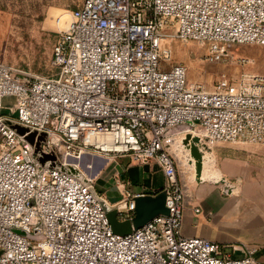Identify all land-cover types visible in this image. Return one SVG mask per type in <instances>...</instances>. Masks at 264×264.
<instances>
[{"label":"built area","instance_id":"2783aa9c","mask_svg":"<svg viewBox=\"0 0 264 264\" xmlns=\"http://www.w3.org/2000/svg\"><path fill=\"white\" fill-rule=\"evenodd\" d=\"M70 16L53 46L55 74L0 62V264H263L254 250L226 253L180 233L182 192L164 139L194 131L264 144V73L235 83L222 74L206 90L184 64H164L166 39L205 43L210 61L226 60L232 44L264 46V0H82ZM6 120L43 132L42 151L64 164L78 167L83 154L154 162L168 214L113 232L92 179L40 165ZM134 196L116 202L119 220L134 215Z\"/></svg>","mask_w":264,"mask_h":264},{"label":"rangeland","instance_id":"374dc122","mask_svg":"<svg viewBox=\"0 0 264 264\" xmlns=\"http://www.w3.org/2000/svg\"><path fill=\"white\" fill-rule=\"evenodd\" d=\"M82 0H0V62L17 68L29 77L48 76L57 72L52 65L53 46L71 20L70 11L81 4ZM60 19V21L58 20ZM172 50L171 59L166 68L173 63H182L187 68L188 82L201 84L206 90H212L222 74L235 83L243 81L248 74L264 73V46L254 43H240L229 46L226 60L210 61L207 59V44L195 40H165ZM210 148L207 170L219 168L220 162L241 161L243 168L248 167V156L254 145L251 143L213 141L205 139ZM82 164L92 176L98 195H103L99 188L102 181L112 178L111 168L115 160L103 155H83ZM80 169V168H79ZM228 174L231 171L227 168ZM84 170L82 176L86 177ZM99 172V173H98ZM113 179V178H112ZM178 179L196 184L193 170L178 166ZM213 178L207 177L202 186L213 187ZM218 185V184H217ZM104 196V195H103ZM209 221L212 218L209 217ZM224 252H231L224 248Z\"/></svg>","mask_w":264,"mask_h":264},{"label":"crops","instance_id":"0c3cea01","mask_svg":"<svg viewBox=\"0 0 264 264\" xmlns=\"http://www.w3.org/2000/svg\"><path fill=\"white\" fill-rule=\"evenodd\" d=\"M251 144H256L251 149L255 153L249 154L247 168H243L241 161L229 163L223 160L218 165L227 178L228 195L222 194L224 185L220 182L214 183L213 187L202 186L195 193L197 203L203 204L200 195L208 199L203 206L213 209L212 227L200 214L197 219L202 221L194 226V214H186L183 231L214 239L235 255H242L247 248L254 250L264 260V144ZM112 159L116 163L110 169L113 179L98 180V186L110 204L115 205L128 193L154 194L163 187V173L154 162L139 164L130 161L128 156ZM227 168L232 174L227 173ZM214 172L218 175L216 170Z\"/></svg>","mask_w":264,"mask_h":264},{"label":"water","instance_id":"95a60500","mask_svg":"<svg viewBox=\"0 0 264 264\" xmlns=\"http://www.w3.org/2000/svg\"><path fill=\"white\" fill-rule=\"evenodd\" d=\"M6 123L11 128H13L19 135H21L28 143L32 145L34 149V153L36 154V159L40 163V165L63 171L81 180L85 184L89 183V179L87 177L82 176L79 167L75 166L74 164H64L60 162L53 148H50L49 152L42 151L41 144L46 142V135L43 132H39L37 130H31L28 127L18 122L12 121V120H6ZM189 140H192L193 142L202 140L203 142L202 146H205L208 150L210 149L206 145L205 139L194 131L180 133V134L164 139V145L168 153L174 160L176 171H177V176H178V166H181L182 168H184V170L186 169L185 167H183L181 158L177 154V151H179V148H181L180 141H184L185 144H188ZM189 150H190L191 155L196 159V162H195L194 170L190 167L189 164H187L186 167L192 169L193 174L195 173L196 179L194 178V175H193V179L195 180L196 184L193 185L190 182H185L184 180L178 179L180 187H181V192H182V218H181V225H180V233L184 236H199V237H205L210 240L216 241L214 239H211L201 234H186L183 231V224L185 221L186 214H194L195 219L192 220V224H194V226L201 223L200 221H202V219H200V221L197 219L198 218L197 216L200 214L203 216L204 220L209 222V225L211 227L213 224L212 221H213V215H214L212 208H209V207L206 208L205 206H203V204H206L208 202V199L203 198L200 195L199 200L203 204L196 202L197 198H195V193H197L198 190L200 189V187L197 188V183L204 182L205 179H207V177L203 180H199V177L201 173L203 172L202 155L198 151L195 145L190 146ZM183 153H184V156H188L185 150H183ZM189 159L190 158H187L188 162L191 161ZM215 170L219 178H215L216 174L214 171L209 172L207 170L209 174V178L215 179L213 180V184L219 183V182L223 184L224 186L222 188V194L228 195L230 192H229L227 178L220 172L219 168H215ZM90 190L93 196L100 202L106 216L108 217V220H109V223L111 225L113 232L117 234L124 235V234L130 233L132 229H136L144 225L146 222H148L152 218L158 215L168 214V208L165 205V191L164 190H160L155 194L135 195L133 197L134 204H135L134 215L132 216L131 219H124V220L118 219L116 204L112 205L108 202V200L104 196L98 195L94 187H90ZM195 208H198L199 211L196 212ZM209 217L212 218V221H209ZM253 255L255 258H257L259 261L263 262L264 264V260L260 258L255 252H253Z\"/></svg>","mask_w":264,"mask_h":264},{"label":"bare ground","instance_id":"6f19581e","mask_svg":"<svg viewBox=\"0 0 264 264\" xmlns=\"http://www.w3.org/2000/svg\"><path fill=\"white\" fill-rule=\"evenodd\" d=\"M58 20L60 21V19H58ZM202 144H203L202 140L201 141H197V142H193L192 140H189V143L188 144H185L184 141H180V147L181 148H179V151H177V154L181 158V162H182L183 167L186 168L187 164H189L190 167L194 170V166H195L196 159L191 155L189 149H190V146H193V145H195L197 147L198 151L202 155V165H203V168H202L203 169V172L201 173V175L199 177V180H203L206 177H209V174L206 171V166H207L206 163H207V159L209 158L208 155H209L210 151L205 146H202ZM183 150L186 151V154L188 156H184ZM83 155H85V154H83ZM83 155H81L78 158V160H74V162L72 161L73 163H78V167L81 170H84L83 167L85 166L84 164H82ZM187 158H190L189 160H191V161L188 162L187 161ZM66 161H68V160H66ZM83 172L85 173L86 177L88 179H90L89 177L92 176V174L91 173H86V172H88L87 169L84 170ZM193 175H194V178L196 179L195 173ZM215 178H219L218 175H216ZM197 179H198V177H197Z\"/></svg>","mask_w":264,"mask_h":264}]
</instances>
